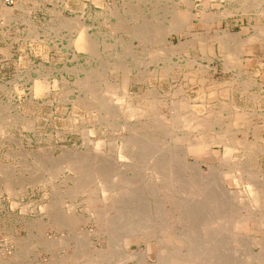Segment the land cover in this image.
<instances>
[{
	"label": "rangeland",
	"instance_id": "obj_1",
	"mask_svg": "<svg viewBox=\"0 0 264 264\" xmlns=\"http://www.w3.org/2000/svg\"><path fill=\"white\" fill-rule=\"evenodd\" d=\"M22 1L0 9V264H264V133L226 94L229 22L264 0Z\"/></svg>",
	"mask_w": 264,
	"mask_h": 264
},
{
	"label": "crops",
	"instance_id": "obj_2",
	"mask_svg": "<svg viewBox=\"0 0 264 264\" xmlns=\"http://www.w3.org/2000/svg\"><path fill=\"white\" fill-rule=\"evenodd\" d=\"M68 3L73 5L71 0ZM17 5L25 7L27 3L18 0ZM0 9L4 8L0 6ZM234 26L241 30L242 43L229 44V90L226 94L230 109L240 108L251 113V120L242 131L250 132L249 137L254 138L255 132L264 133V17L249 22L247 27H242L243 23L240 26L239 22H229V29ZM214 48L215 52L223 51L221 46Z\"/></svg>",
	"mask_w": 264,
	"mask_h": 264
},
{
	"label": "bare ground",
	"instance_id": "obj_3",
	"mask_svg": "<svg viewBox=\"0 0 264 264\" xmlns=\"http://www.w3.org/2000/svg\"><path fill=\"white\" fill-rule=\"evenodd\" d=\"M73 24H74V23H73ZM65 25L71 26L72 24H71V22H67ZM163 33L166 34L164 31H161V32H160V35H162ZM79 34H80V35H79V39L81 40V43H83V44H85V45L88 44L89 46H90V45H91V46H96L95 43H94L93 41H91V38L89 37V35L87 34V31H86L85 29H82V30L79 32ZM164 34H163V35H164ZM157 36H158V35H157ZM234 36H235V35H234ZM236 37H237V36H236ZM238 37H239V36H238ZM229 38H230V39L233 38V37H232V34H229ZM254 38H255V37H253L252 39H254ZM236 39H237V38H235V40H236ZM250 39H251V38H250ZM252 39H251V40H252ZM256 39H257V38H256ZM160 40H161V39H160ZM232 40H233V39H232ZM240 40H241V39H240ZM245 41H246V40H245ZM237 42H238V40H237ZM245 43H246V42H245ZM47 84H48V83H47ZM47 84H45V83H44L43 81H41V80H40V81H36V82H35V89H36L37 93H38V94H45V93L48 91V85H47ZM134 111H135V110H133L132 112H134ZM147 145H148V144H147ZM149 145H150V144H149ZM148 149H149V148H148ZM148 149H144V150H148ZM146 152H147V151H146ZM185 161H186V160H185ZM169 166H170V165H169ZM196 167L199 168V166H197V165H196ZM166 168H167V167H166ZM124 174H125V173H124ZM133 179H135V178L133 177ZM132 182H134V180H133ZM130 183H131V182H130ZM130 183H129V184H130ZM131 184H133V183H131ZM134 185H135V183H134ZM132 186H133V185H132ZM116 187H117V186H116ZM133 187H134V186H133ZM135 188H136V187H135ZM138 189H139V188H138ZM129 190H130V189H129ZM129 193H130V192H129ZM132 193H133V192H132ZM134 194H135V193H134ZM120 195H121V194H120ZM122 196H123V195H122ZM129 200H131V199H129ZM132 200H133V199H132ZM86 201H87V200H86ZM136 201H137V200H136ZM148 201H149V200H148ZM91 202H92V201H91ZM86 203H87V202H86ZM92 203H95V202H92ZM135 203H136V202H135ZM141 204H142V203H141ZM92 205H93V204H92ZM139 206H141V205H139ZM92 208H93V207H92ZM95 209H96V208H95ZM131 209H132V208H131ZM136 209H137V208H136ZM128 210H130V209H128ZM138 210H139V208H138ZM131 211H132V210H131ZM121 212H122V211H121ZM130 213H131V212H130ZM142 213H143V212H142ZM131 214H132V213H131ZM126 215H127V214H126ZM148 216H149V215H148ZM71 217H72V216H71ZM127 217H128V216H127ZM131 217H132V216H131ZM72 218H73V217H72ZM199 218H200V217H199ZM68 220H69V218H68ZM76 220H77V218H76ZM76 220H75V221H76ZM186 222H187V221H186ZM73 223H74V222H73ZM73 223H72V224H73ZM193 225H194V224H193ZM196 225H197V224H196ZM76 226H77V224H76ZM129 227H130V226H129ZM129 227H128V228H129ZM183 229H184V228H183ZM183 229H182V230H183ZM196 229H197V228H196ZM201 229H202V226H201ZM201 229H200V230H201ZM133 230L135 231V229H133ZM133 230H132V231H133ZM159 230H160V229H159ZM168 230H169V229H168ZM172 230H174V229H172ZM172 230H171V231H172ZM198 230H199V228L197 229V231H198ZM132 231H131V232H132ZM195 231H196V230H195ZM197 231H196V232H197ZM157 232H158V231H157ZM177 232H178V231H177ZM182 232H183V231H182ZM193 232H194V231H193ZM127 233H129V232H127ZM141 233H142V232H141ZM199 233H201V232H199ZM132 234H133V233H132ZM139 234H140V233H139ZM179 234H181V233H179ZM196 234H197V233H196ZM76 235H77V234H76ZM166 235H167V234H166ZM182 235H183V234H182ZM177 237L180 238L179 235H177ZM184 237H185V235H184ZM128 239H129V238H128ZM144 240H145V239H144ZM191 240H192V239H191ZM157 241H158V240H157ZM184 241H185V240H184ZM184 241H183V243H184ZM187 241H188V240H187ZM126 242H127V241H126ZM128 242H130V241H128ZM185 243H186V242H185ZM185 243H184V244H185ZM187 243H190V241L187 242ZM187 243H186V245H188ZM203 243H204V242H203ZM173 246H176V245H173ZM190 246H191V244H190ZM194 246H195V245H194ZM194 246H193V247H194ZM198 246H199V245H198ZM203 247H204V246H203ZM121 248L123 249V247H121ZM188 248H189V247H188ZM194 248H195V247H194ZM82 249L85 250L84 248H82ZM195 249H196V248H195ZM195 249L192 250V247H190L189 250H188V253H187L186 255H184V257L187 258V259H191V260H193V261H198V262H199V260H201L202 257H201L200 255L197 254V250H195ZM198 249H199V248H198ZM201 249H202V248H201ZM214 249H215V248H214ZM78 250H80V249H78ZM78 250L76 249L75 251H78ZM120 250H121V249H120ZM121 251H122V250H121ZM175 251H176V250H175ZM195 251H196V252H195ZM199 251H201V250L199 249ZM212 251H213V250H211L210 252H212ZM214 251H215V253H217V252H216L217 250H214ZM80 252H81V251L76 252L75 255H76L77 253H80ZM84 252H85V251H84ZM142 252H143V251H142ZM81 253H83V252H81ZM81 253H80V254H81ZM212 253H213V252H212ZM215 253H213V254H215ZM80 254H79V255H80ZM88 254H89V252H88ZM209 254H210V253H209ZM75 255H74L73 257H71V259H75V258H77L76 256H78V255H76V256H75ZM81 255H82V254H81ZM81 255H80V256H81ZM83 255H84V254H83ZM83 255H82V256H83ZM97 255H98V254H97ZM132 255H133V254H132ZM210 255H211V254H210ZM80 256H79V257H80ZM101 256H102V255H101ZM104 256H105V255H104ZM217 256H218V254H217ZM217 256H216V254H215L214 257H217ZM219 256H220V255H219ZM105 257H106V256H105ZM105 257H104V259H105ZM208 257L210 258V256H208ZM212 257H213V256H212ZM214 257H213V258H214ZM93 258H94V257H93ZM197 258H198V259H197ZM203 258H204V257H203ZM217 258H218V257H217ZM69 259H70V258H69ZM196 259H197V260H196ZM214 259H215V258H214ZM208 260H209V259H208ZM217 260H218V259H217ZM76 261H77V260H76ZM227 261H228V260H227ZM91 262H92V261H91ZM95 262H96V261H95ZM204 262H205V260H204ZM223 262H224V261H223ZM102 263H103V262H102ZM209 263H210V262H209ZM217 263H218V262H217ZM220 263L222 264L221 257H220ZM96 264H98V262H96ZM99 264H101V263L99 262ZM200 264H201V263H200ZM223 264H225V263H223ZM226 264H227V263H226Z\"/></svg>",
	"mask_w": 264,
	"mask_h": 264
},
{
	"label": "built area",
	"instance_id": "obj_4",
	"mask_svg": "<svg viewBox=\"0 0 264 264\" xmlns=\"http://www.w3.org/2000/svg\"><path fill=\"white\" fill-rule=\"evenodd\" d=\"M18 3V0H0V6L3 8H14L16 4Z\"/></svg>",
	"mask_w": 264,
	"mask_h": 264
}]
</instances>
